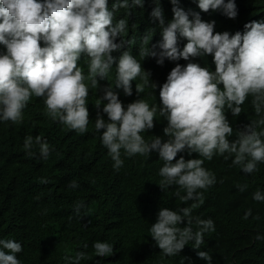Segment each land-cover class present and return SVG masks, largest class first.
Listing matches in <instances>:
<instances>
[{"label": "clouds", "instance_id": "obj_1", "mask_svg": "<svg viewBox=\"0 0 264 264\" xmlns=\"http://www.w3.org/2000/svg\"><path fill=\"white\" fill-rule=\"evenodd\" d=\"M239 11L234 0H0V124L30 132L48 118L84 134L94 123L116 171L122 153L157 152L159 188L175 187L176 198L192 203L160 208L150 236L163 256L177 255L189 242L199 249L205 233L215 231L211 218L193 213L204 202L202 190L216 183L205 160L231 158L246 174L264 163V7L241 17ZM91 89L101 93L97 114L88 104ZM116 91L137 99L124 105ZM249 97L257 118L229 142L234 130L225 114L238 116ZM160 121H167L163 142L155 131ZM34 146L47 160V140L26 136L30 158ZM183 152L201 158L185 160ZM236 187L244 192L248 185ZM252 198L264 201V193ZM83 206L77 203V214ZM249 215L251 209L243 218ZM92 247L97 257L113 253L107 242ZM21 251L14 239H0V264H21ZM197 256L211 264L208 252ZM90 258L70 249L63 255L66 264Z\"/></svg>", "mask_w": 264, "mask_h": 264}, {"label": "trees", "instance_id": "obj_2", "mask_svg": "<svg viewBox=\"0 0 264 264\" xmlns=\"http://www.w3.org/2000/svg\"><path fill=\"white\" fill-rule=\"evenodd\" d=\"M234 3L240 5V17L255 5L264 7V0ZM117 93L124 105L137 99ZM99 95V91L90 90L88 104L92 113ZM250 100L249 97L242 105L238 116L230 111L225 114L234 130L227 137L229 142L237 139L236 131L257 118ZM101 114L107 119L106 114ZM166 125L167 121H160L155 127L162 142L167 139L163 134ZM27 134L47 140L52 148L47 160L39 156L35 146L36 155H26L23 140ZM180 156L185 160L201 158L187 152ZM122 159L124 165L116 171L94 123L84 134L48 118L38 120L30 132L0 124V239H14L22 245V251L16 254L21 264H66L65 249L73 255L84 251L91 256L80 264H209L197 256V251L208 252L211 264H264V239H255L257 235L264 237V201L252 198L257 190L264 193V163L257 164V171L246 174L232 165L231 158L214 155L211 161L205 160L204 167L215 174L216 183L202 190L204 202L193 213L202 219L211 218L215 231L205 233L199 249L189 242L177 255L169 257L155 245L150 226L160 208L175 210L192 201L182 203L173 195L175 187L165 191L159 188L158 171L163 162L157 152L131 158L122 153ZM42 178L48 182L41 183ZM73 180L79 185L75 189L68 187ZM237 184L248 187L240 192ZM78 202L84 205L79 214L75 211ZM249 209L251 215L244 219ZM96 241L113 245V253L97 257L92 247Z\"/></svg>", "mask_w": 264, "mask_h": 264}]
</instances>
